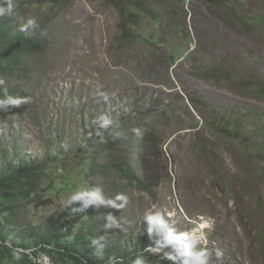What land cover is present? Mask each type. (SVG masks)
Listing matches in <instances>:
<instances>
[{
	"label": "rangeland",
	"instance_id": "rangeland-1",
	"mask_svg": "<svg viewBox=\"0 0 264 264\" xmlns=\"http://www.w3.org/2000/svg\"><path fill=\"white\" fill-rule=\"evenodd\" d=\"M11 3L0 20L18 31L35 20L38 27L21 32L47 47L31 84L11 86L26 91L0 119V176L23 161L46 171L7 244L25 242L32 260L52 264L32 248L59 223L63 232L100 237L108 252L139 255L149 214L193 237L203 217L215 222L205 230L209 264H264V0ZM102 115L114 121L107 128ZM144 120L168 158L155 197L111 177L94 181V154L107 132ZM90 190L104 202L66 203ZM152 249L158 264H183L166 234Z\"/></svg>",
	"mask_w": 264,
	"mask_h": 264
},
{
	"label": "trees",
	"instance_id": "trees-1",
	"mask_svg": "<svg viewBox=\"0 0 264 264\" xmlns=\"http://www.w3.org/2000/svg\"><path fill=\"white\" fill-rule=\"evenodd\" d=\"M46 44L44 38H29L0 20V80H3L0 84V100H4L6 95L24 96L26 89L16 90L11 89V86L16 82L23 83L24 88L31 84L30 74L34 73L36 57L43 56ZM6 108V105L0 104V119ZM94 156L95 164L91 171L94 181L105 184L111 177L117 182H127L128 186L151 197H155L157 188L168 173V158L163 150L162 139L146 120L135 125L125 123L118 130L107 132L100 150ZM45 171L44 164L23 161L11 174L0 176V263L41 264L29 255L16 260L13 249L27 250L31 245L12 242L10 246L7 241L14 233L16 222L22 219L25 202L36 193ZM105 192L112 194L115 191L112 186H108ZM62 226L55 223L49 232L40 237L32 248L34 257L47 255L52 264H135L137 260L144 264H158L157 253L148 249L158 246L166 234L165 229L149 234L143 243L144 252L135 255L122 252L121 249L114 253L108 252L101 244L100 237L84 232L73 235L72 227L63 232ZM93 240L96 242L93 243Z\"/></svg>",
	"mask_w": 264,
	"mask_h": 264
},
{
	"label": "clouds",
	"instance_id": "clouds-1",
	"mask_svg": "<svg viewBox=\"0 0 264 264\" xmlns=\"http://www.w3.org/2000/svg\"><path fill=\"white\" fill-rule=\"evenodd\" d=\"M12 7L13 5L11 3V0H9L7 9L0 7V15H3L5 11H11ZM35 27H38V25H36L35 20L29 19L27 21V24L22 26L21 31ZM5 93H7V89H5ZM22 102H24L23 98L11 97L7 95L4 100H0V104L3 105L18 106ZM98 119L102 121L101 126L105 128L109 127L114 122L111 118L105 115L100 116ZM117 198L119 200L124 201L125 203L128 202V198L123 194H119ZM74 201H83L85 207H87L90 204L104 202L102 198V194L97 190L77 192L66 203H72ZM109 203L112 202L109 201ZM113 206L122 207V205H115V204H113ZM153 207H155V205H153ZM108 219L111 221L112 217L109 216ZM146 219L149 222V224L152 226L149 227L148 229L150 234L154 231L155 226H160L165 229L167 244L172 245L173 248L178 253V255L184 258L183 264H209V252L205 247L208 242L207 233L205 230H207V232L213 230L215 222L211 220V218H209L208 220H204V218L201 217V220L203 222L198 224L194 228L195 232L197 233L195 237L190 236L188 233L177 234L174 230L169 229L165 224L163 217L159 214L157 215L149 214L146 217ZM95 242L96 241L93 240V243ZM31 251H32L31 249L29 250L13 249L12 254L16 260H21L24 255H30ZM148 251H153V249L149 248ZM215 255L217 259H220L223 256V252L217 249ZM166 258L174 260L176 257L169 255ZM135 264H144V262L137 260Z\"/></svg>",
	"mask_w": 264,
	"mask_h": 264
}]
</instances>
